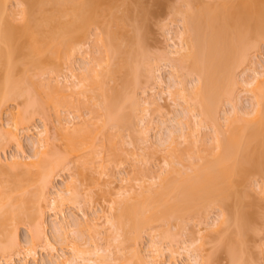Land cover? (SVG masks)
Here are the masks:
<instances>
[{
	"label": "rangeland",
	"instance_id": "rangeland-1",
	"mask_svg": "<svg viewBox=\"0 0 264 264\" xmlns=\"http://www.w3.org/2000/svg\"><path fill=\"white\" fill-rule=\"evenodd\" d=\"M119 1L117 0L116 3H113L111 0L105 1L108 6H106L107 9H113L112 11L115 15L109 13L111 12L109 11V18H105L104 16L103 18L109 21L115 16L119 18L121 15L122 17V15L126 14H123L124 11L127 12V10H132L135 2L141 7L143 6L144 9H148L146 11L152 14H148L150 16H147L144 24V21L140 23V26L145 25L144 27L146 28L144 29L142 27V32L144 30L145 33L142 34L141 37H144V39H142L144 40L143 47L146 51V59L150 61H148V63L145 62L146 67H144L145 63L143 64L145 69L141 72L140 79L137 78L138 84H136L137 82L135 81V85H132L129 81L125 86V88H128L127 90L124 89V87L120 88L122 85L120 83H122L123 72L120 73L119 71V73L115 72L116 74L113 73L111 77L105 78V81L101 85L102 87L100 86L101 88L99 90L95 89V91L97 90L95 93L91 92L94 90H92L90 86L86 88L89 81L87 82V80L81 79L84 76L83 74L86 68H91H88V72L91 73L93 71L92 73H95V70L98 72L103 65H105L103 61L105 56L104 48L98 41L100 38L102 40L103 34L101 35V33L105 34V27L107 25H101L100 28H96V26H92L90 29L88 28L89 30L86 31L85 38L80 43H77L73 49L71 48L72 51L70 50V53L68 52V56L66 55L64 58H61L62 60L44 63L45 65L39 69L26 67V65V70L24 67H20L21 69L23 68V71L25 70L27 72H22L21 70L23 74H18L16 77L22 83L25 81L23 87H26L25 92L28 90L27 95L25 94V98L21 97L20 99L18 98V100L15 99L14 101L6 102L7 104L4 103V108L1 110L2 113L0 114V134L4 133L3 135L1 134L2 137L0 136V192L6 190H4L5 186L8 185V181L6 180L11 177V174L17 175L19 170L25 173L23 170L28 167L24 166H28L27 164L35 161L33 158L35 153L29 143H32L35 139L38 140L40 133L48 138L47 145L46 143L44 144V146L46 145L47 147H43L42 150L43 152L52 151L50 153H53L51 158H55L56 156L63 157L66 155L64 153L67 150V146H69L67 143L68 141L70 142V139L73 137L90 135L89 138H93L94 142L93 140L92 142L94 145L92 149H86L81 155L76 157L78 159H72V156L68 158L67 162H70L69 164L65 162L64 166H66V168L56 171L50 185V187H52L49 189V197L47 201L41 204V207L43 206L45 224L43 226L44 235L42 234V236L46 237L49 246H51L45 245V240H34L32 232H30L32 230L31 226L25 222V224L23 222L22 224L18 223V227L16 226V239L19 247L17 246V250L15 248L14 250L16 251L11 252V254L8 253V255L10 254L9 257L6 253L4 256V253L2 255L0 254V264H56L62 256L71 260L74 259L75 261H73L75 264H84L82 257L79 258V255L82 253H80V251L96 250L98 248L104 250V252L106 250V252L108 251L109 253H117L116 256L120 255L122 257L118 256L115 258V255H111L112 257L110 256L109 259L111 258L113 262L111 260L109 262L106 261V264H141L146 257L149 259L158 256L162 257L158 259V261L161 260L158 262L160 264H201L203 261L204 263L206 262L205 264H231L228 253L231 248L236 249L235 252L233 251V254L236 260H238V258L239 260L241 259L240 261L243 260V264H264V164H262L258 173L248 174L244 178L238 177L240 181L236 180L237 177L232 178L233 181L236 180L238 184L236 183L235 185L234 183L235 186L233 185L230 197L225 200L223 207L215 203L206 207V209L198 210V212L194 213L193 211V213H187L189 215L184 213L180 218L177 215L176 217L173 215V217H167V219L164 218L165 220L163 219L162 221L152 223L153 225H149L147 229L144 228V231H141L140 238L134 242L130 239L124 244L125 248L123 249L122 247L123 251L118 253L116 246L118 242L116 241L119 240L116 239L117 232L116 229H114L115 226L113 228L114 221H112L115 209H111L119 205L115 201V205L117 204L118 206H114L113 200L117 199V194L114 195V193H118V191L124 192V194L128 192L130 195L134 193L135 195L131 196L132 199L129 202L132 204L134 203L133 199L137 201L139 195V198L142 199L143 195L141 196V194H145L144 192H146L150 195L152 194L151 191L159 187L160 176H162L165 171L168 173L170 172L168 171L170 169L168 163L173 165V167L171 166V170L172 168L174 169L169 174H165V177L170 181H175L176 179L178 180L184 172H189L188 170L192 169L193 166L191 165H193V163L194 165L197 163L201 165L207 160L211 161L212 158H214V156L212 157V153H214L212 150L213 148L216 149L214 146L217 144L214 142L216 131L221 133V135L223 133L225 134L228 128L226 121H228L227 119L231 118L232 115L233 118L235 112L237 113L235 117L241 119L242 116L244 117L254 110L255 99L252 97L253 94L251 95L248 91L250 87L247 85H249V81L252 82L253 79H255V75L258 72L261 76L264 70V40H260L258 43H255L254 46L248 47L244 53V57L241 58L242 61L239 60V65L234 68L233 78H231L234 85H228L229 87H233L231 89L229 88V90L232 91L227 89V93L223 96V99L220 100V105H217L218 108L216 107L217 109L214 110L216 113L213 115L215 122H211L212 125H210L211 123L208 121L209 125L206 123L200 127L199 120L201 119L195 111V106H193L195 103L194 100H190L192 97L190 98L188 96V99L186 97L188 101V104H186L183 101L184 98H177L175 95H172L174 89L178 87L177 90L179 91L184 88V90L187 89L188 92L187 90L186 92L190 95L192 88L195 87L192 86L196 85L195 82L197 81V77H195L194 73L189 74L190 71L184 69L185 67L180 70L177 68L178 66L176 67L179 61L175 62L174 60H177L180 54H177V56L174 53H176V51H183V53H185V48L183 50L178 49L181 48V46L183 47V44H181V37L183 36H181V34L185 33V31L183 32L185 27L183 23L184 12L182 14V11L189 7L191 3L192 6H195H193L194 8H198L201 5L213 7L217 4V0H194V2L191 0V3L189 0L188 2L190 5L187 7L185 6L187 4L184 3V0H128L130 3L134 2L133 4L129 3L133 5L132 7H127L128 2H125L127 4L126 6L122 4L121 0ZM5 6L7 15L11 12H15L12 18L11 15H8V21L17 28L24 26V19H22L23 16H21L23 6H21L19 2H16V0H9ZM103 14L107 16L106 10ZM127 19L128 18H124L122 19L123 21H117V25L121 27L119 23L121 22L123 24L126 22L124 32L127 34V38H130L133 37L132 35H134L135 32L131 27V19ZM111 28L113 27L111 26ZM179 38L181 39L179 40ZM98 64H102V67H97ZM87 71L84 77H86ZM262 76L261 78H264V75ZM86 78L88 79V77ZM81 81H85V83ZM80 83H82L83 86L86 84V87H84L85 91L86 89L89 90L90 94H87L83 90L84 88ZM111 87H113V90H120L123 94H125V90L127 93L131 89L133 93L130 91V93H128L130 95L126 94L129 96L128 99H131L132 102L135 100L136 103H139L138 105L140 107H137L135 104V107L131 106L133 110L128 108V113L131 115L129 119L131 125L130 129L124 127L122 130L109 123L103 127L105 118L102 117L104 111H102V106L100 105L101 101H103L101 96L103 94H105V96L109 94ZM177 90H175V92ZM185 95L187 94L184 93V96ZM133 97L135 98L133 99ZM29 99L32 102H29L32 104L30 109L27 107L30 104H25V102L28 103ZM129 102L130 101H128V103ZM131 104L130 102L129 106ZM56 105L58 107H56ZM34 109L39 114L35 111L33 117L31 116L24 124L18 125L15 127V130L13 129L14 134L17 135L21 143V148H18L14 141H11L10 138L8 139L9 136H7L5 131L7 128L10 129L9 127L13 126L15 115H18L22 111L29 115ZM132 115L135 118H133ZM216 125H218V127ZM211 126H215L216 128ZM10 130H12V128ZM171 138H173L172 142ZM170 142H174L173 145ZM169 143L172 146L169 148L171 152L169 149H166ZM166 150H169V153H166ZM87 155V159L90 158L89 160H92V162L90 161V163L84 167V170L83 167L81 168L78 164L81 163L80 160L85 162V156ZM82 156L84 158H82ZM13 161H17L18 164L23 162L22 164L25 165H19L18 169H13L16 167L15 165L13 167ZM20 167H22V169H20ZM190 173H193V171L191 170L187 174ZM158 175H160L159 178ZM20 176H23V174L21 173ZM161 178L163 181L166 180V178ZM11 183L9 182V184ZM2 184L5 185L3 188L1 186ZM19 185L20 187L27 186L25 183L24 185H22V183ZM141 188L143 191L140 190ZM27 190L31 192L33 186H30ZM138 192L143 193L139 194ZM146 195L147 194H145V196ZM14 196H16V194ZM145 196L143 199L146 197L148 198V196ZM55 198L57 202H59V199L65 200L60 201V204L58 203L61 205L60 207L55 206L56 210H52L50 202ZM141 199L139 200L143 201V199ZM111 203H113V205ZM134 204H136V202ZM99 209H103L104 212L102 215H100L101 213L99 214ZM97 210H99V212H97L99 215L95 214ZM238 213H240V215H238ZM229 214L231 220L228 221V224H223L224 226L221 225V228L217 227L220 225L221 220ZM242 214H244V216H249L248 218L246 217V219L244 218L247 220L245 223H242L245 221H242L244 217ZM96 215L100 216L98 217V219L100 218L99 220L97 217L94 218ZM105 215L107 217H105ZM236 215H238V218L243 216L242 219L240 218L242 221H240L241 225L243 224L244 227V232L240 239L241 242L235 240V238H238L236 237V228L233 224ZM71 216H73V219L77 218V221L79 220L83 232L79 231L81 229L80 227H77L78 230L75 227H70L71 220L73 221V219L70 218ZM101 216H103L102 219ZM65 217L67 218L66 220L69 223V227L67 225L68 228L65 226L66 229L60 228L58 232L57 226L59 228L60 224H65L66 220L63 219ZM91 218L95 219L94 222L98 220L97 225H95L94 222V224L92 223L93 219ZM90 219L92 220L90 221L91 224L95 227H92L93 225L91 226L89 222ZM63 229L66 230V232ZM43 237L42 239H44ZM79 237L82 238V241ZM65 238H67V241ZM77 238H79V241ZM31 239L34 240V242ZM58 239H60L62 244ZM29 241H32L31 245ZM33 243H35V245ZM79 243L80 245H78ZM154 243L157 244L154 246ZM158 244H160V246L162 245L159 251L162 252L161 249L163 250V256L159 254L158 256H153L155 255L154 253ZM201 244L203 246L202 252H200L202 259L201 257L195 259L192 255L194 252L193 250H195L196 246L198 247ZM190 245H193V247L190 248ZM77 246L80 247H78L80 254L77 252ZM171 250L175 252V254L176 252L180 253L179 255L178 253L176 254L173 261L170 259L171 257L169 258L171 254L174 256V253L170 252ZM169 252L171 254H169ZM157 253L159 252H156V254ZM140 258L142 260H140ZM151 260L152 259H149V262ZM57 264H59V262Z\"/></svg>",
	"mask_w": 264,
	"mask_h": 264
},
{
	"label": "bare ground",
	"instance_id": "bare-ground-1",
	"mask_svg": "<svg viewBox=\"0 0 264 264\" xmlns=\"http://www.w3.org/2000/svg\"><path fill=\"white\" fill-rule=\"evenodd\" d=\"M105 1L106 0H16V2H19V4L24 8V9L22 8L21 10L22 13L21 16H23L22 19H24V24H23L24 26H22L21 28H17L15 25H12L10 21H8V15L9 16L11 15L12 18V16L14 17L15 12L14 13L11 12L8 15L6 14L7 11L5 4L8 3L9 0H0V114L2 113L1 110L4 108L3 105L7 104L9 101H14L15 99L18 100V98L20 99L21 97L24 96L26 97L28 90H26L25 92L26 87L25 88L23 87L24 86L23 83L25 81L22 83L16 77L18 74H21L22 72H27L25 71L26 70L25 65L26 67L39 69L48 62L51 63L54 60L56 61L62 60L61 58H64L66 55L67 56L69 55L71 48L73 49L77 45V43H80L85 38L87 33L86 31L89 30L92 26H96V28H100L101 25H107L105 27V34L101 33V35L103 34L102 40L100 38L98 41L101 43V46H103L104 48L105 56L103 61L105 62V65H103V67L105 68L101 66L102 64L101 65L98 64L97 67L99 68L102 67V68L98 72L97 70H95L94 71L95 73H92L93 71L90 70L92 71L91 72L92 75L90 72L87 71L89 67L86 68L85 72L86 71L88 72L86 75L88 79L84 77L85 72L83 74L84 76L81 79L85 81L87 80V82L88 81L89 82L87 83V87H86L85 86L86 84L84 86L82 84L85 83V81L83 82L81 81L82 82L80 83L82 84L81 86H83V88L84 87L88 88V86H90V88L94 90L91 92L96 93V91L102 87L101 85L105 81L104 80L105 78H109L113 75V73L115 72L119 73V71L120 73L123 72L122 83H120L122 85L120 86V88L124 87V89L127 90L128 88H125V86L127 85V83H129V81L130 83H132V85H135V81L137 82V78L140 79L139 77L142 74L141 72L145 69L144 67H146V63L150 61L149 59H146L147 58V56H145L146 51L144 50L145 48L143 47L144 37H141L142 34L145 33L144 30L142 32V29L143 28L146 29V28L144 27L145 25L140 26V23L144 21L143 22L144 24L147 16H150L152 14L148 13L149 11H146L148 9H144L143 6L141 7L136 2L130 3V1L128 2V0H121L123 5L127 6L128 4L127 7L129 6L132 7L133 5L130 4L134 3V7L130 11L129 10H127V12L124 11L123 14L126 13L124 14L125 16L122 15L121 17L120 15L119 18L115 16L111 18L109 21H107L108 19L105 18L110 16L109 13L111 14L114 13L112 11L113 9H107L108 6L105 3ZM111 1H113V3L117 2V0L116 1L111 0ZM188 1L189 0H186L185 2L184 0V3L187 4L185 5L186 7L190 5L189 2L191 3V0L189 2ZM192 1L194 2V0ZM125 2L128 3L126 4ZM190 6L185 9L186 11L185 10L182 11V14L184 12L183 17L185 18V19L183 18V23L185 27V29H183V32L185 31V33L181 34V36L184 37V38L181 37L182 38L181 44H183V47L181 46V48H178L182 50L185 48L184 49L185 53H183L182 50H181L182 52H177L175 50L176 53L174 54L175 55L180 54V57H178L177 60L174 61L175 62L179 61L177 62L178 65L176 64V67L178 66L177 68L179 70L185 67L184 69H188L190 71L189 74L194 73L195 77H197L196 78L197 81L195 82L196 85L192 86L195 87L192 88L191 91L192 95L190 93L191 96L189 95V93H187L188 92L187 89H186L187 92L186 90H184L185 88L182 89L180 87L182 90L180 91L177 90L179 87L176 85L175 86L178 88L174 89L172 95H175L177 98L179 97L184 99H186V97L187 99L189 97L190 98L192 97V99L190 100H194L195 102L193 106H195L196 110L195 109L194 110L198 113V116L201 119L199 120V124L201 126L200 125L199 126L202 127L206 123L207 125H209V122L210 123L215 122V119L213 118L214 117L213 115L215 113L214 110L218 108L217 105H220L219 104L220 100L223 99V96L227 93L226 92L227 89L229 90V88L230 89L233 88L232 86L229 87L228 85L229 84L234 85V82H232L231 79L233 78V71L235 70L234 68L239 65L238 61L241 60L242 57H244L245 51L248 49L249 46H254L255 43H258V41L264 40V0H217V4L214 5L213 7L208 5H201L198 8L197 7L194 8L195 6L193 5L194 6L193 7L192 3ZM105 10L107 16L103 14L105 13ZM103 16L105 18H103ZM124 18H128V19L130 18L132 21L131 27L132 29H134L135 32L134 35H132L133 37L127 38V34H125L124 32L126 27L125 25L126 22H124L123 24L121 22L119 23L121 24L122 28L117 25V21H123L122 19ZM105 21H107L108 23ZM115 25H117L118 27ZM111 26L113 28H111ZM181 38H179V40ZM144 63L145 66L143 65ZM20 67H24L25 70L23 71V68L21 69ZM262 73L260 76V73L258 72L255 75V79H253L252 82L249 81L248 82L249 85H247L250 87L248 91L251 93V95L253 94L252 97L253 99H255L254 110L252 111V113L250 112L251 115L250 113H248V115L250 116L248 115L244 117L242 116V118L239 119L235 117V115L237 114L235 112L234 117L232 118L233 115L231 116L232 119L231 118L227 119L228 121L226 122L228 128L226 131L227 133L225 132L226 135L223 132H222L223 134L221 135V133H218L216 131L214 137L216 141L214 140V142H216L217 144L216 146H214L216 149L213 148L212 150V152L214 153L211 152L212 157L214 156V158H212L211 161L207 160L201 165L200 163L197 164L195 163L196 165H194L193 163V165H191L194 167V168L192 167L191 169L193 173L187 174L191 171L188 170L189 172L187 173L184 172L185 174L184 173L182 174L183 177L181 176L179 177L178 180L176 179L175 181H170L165 177V174H169L174 169L172 168L171 170V166L173 167V165L168 163L170 167L168 171L170 172L168 173L165 171V173L163 174L164 176L158 175V178L160 176L159 178L160 183L158 184L159 187L151 191L152 194L150 195L149 193L144 192L145 194H147L146 196L149 195L148 198L145 196V194H141V196L143 195L142 199L144 196L146 197L143 199V201L139 200L141 199L139 198L140 195L139 197H137L139 201L138 200L135 201L133 199L134 203L136 202V204L129 203L130 200L132 199L131 196L135 195L134 193H131V195L128 192H127L128 194L127 193L124 194V192H119V191L118 193H114V195L117 194L116 195L117 199L113 200L114 206H116L117 204L121 206L119 207L117 205L118 207H112V209L110 208L111 210L115 209L114 211L115 213L114 212H113L114 214L112 213L113 214L112 221H114L113 228L115 226L114 229H116L117 232L116 239L119 240L116 241L118 242V245H116L118 253L123 251V249L125 248L124 244L128 242L130 239L131 241L134 242L138 238H140V235L142 233L141 231L142 230L144 231V228L147 229L149 225H153L152 223L162 221L164 218L167 219V217H173V215L174 217H176L177 215L180 218L184 213L185 214L190 212L193 213V211L195 213L198 212V210L206 209V207L215 203H218V206L223 207L225 200L230 197V192L231 190H233L232 188L234 183L236 185V183L238 184L237 181H240L238 177L244 178L248 174L258 173L260 171L262 164H264L263 163L264 162V78H261L263 77L262 75H264V73L263 74ZM230 82L233 84H231ZM136 84H138V82ZM95 89L97 90L95 91ZM83 90L85 91V88ZM126 90H125V94H123L121 93L120 90L117 89L113 90V87H111L109 94H107L108 96L106 95L107 97L105 96V94H103L105 97L103 95L101 96L103 101H101L100 105L102 106L101 108L102 111H104L103 112L104 115L102 117L105 118V120L103 121L105 122V124L103 123V127H105L104 125H107V123H109L122 130L124 129V127L125 128L128 127L130 129L131 125L129 119L131 118V115L128 113L129 112L128 108L133 110L131 106L135 107V104L137 107L140 106L138 105L139 103L135 102V100H133L132 102L131 99L130 100L128 99L129 96H127L126 94L130 93V91L131 93H133L132 90L130 89L129 92L127 93ZM175 90L177 91L175 92ZM85 92L87 94L88 93L90 94L89 90L87 89ZM184 93H186L187 95L184 96ZM134 98L135 97H133V99ZM184 99H183L184 103L188 104L187 99L186 100ZM128 101L132 103L130 106H129L130 102L128 103ZM29 102H31L30 99L28 103L25 102V104H30ZM31 105L32 104L27 106L28 109L31 108ZM56 107L58 106L56 105ZM35 111H36L35 109L30 113L28 111L29 115L27 113H24V111L20 113L18 112L19 114L15 115L14 118L15 122L14 124H12L13 126L9 127L10 129L12 128V130L7 128L5 131L7 136H9L8 139L10 138L11 141H14L16 147L18 148H21V143L19 142L17 135L14 134L15 127L24 124V122L29 120L31 116L33 117ZM36 113L39 114L37 111ZM132 117L135 118L133 115ZM212 123L210 125H212ZM216 126L218 127V125ZM211 127H215V126H211ZM87 136L71 138L70 142L68 141L67 143L69 145L67 146L68 151L66 150L64 153L66 155H64L63 157L54 156L55 158H51L52 157L51 155L53 153L52 154L50 153L52 151L43 152L42 150L43 147H47L46 145L48 138L44 136V134L40 133L38 140L35 139L33 140V142L31 141L32 143H29L31 148H33L34 150L35 156L33 155L34 156L33 158L35 161L32 163L30 162L31 163V164L29 163L30 165L27 164L28 166H24L25 164H22L23 162L22 163L20 162L18 164L17 161L16 162L13 161V167L14 165L16 166L13 169L16 168L18 169L19 165L28 168L23 170L25 173H23L22 171L20 172L19 170V173H17V175L11 174V177H9L8 180H6L8 181L7 184L9 185V187L8 185L7 186L3 184L1 185L2 188L5 186L4 190L6 189L5 191L1 190L2 192H0V254L1 255L3 253H4L3 256L5 255V253L8 255V253L11 254V252L17 250L18 242L16 239L17 237L16 226L18 227L19 225L18 223L22 224V222L23 223L25 222L26 224L31 226L32 230L29 231L32 232L33 235L32 237L34 240L36 239L38 240L41 239L42 241L45 240L44 241L45 245L49 246V242H47L46 237L42 236L44 232L43 226L45 224H44V212L42 209L43 206L41 207V204L42 202L47 201L49 197V193H50L49 189L52 187V186L50 187V185L52 179L54 178V174L56 173V171L62 170V168L64 169L66 168L64 164L65 162L66 164L67 163L69 164L70 161L67 162L68 158H70L71 156L72 159L76 158L79 155H81V153L84 150L86 149L89 150L93 148L94 140L92 137L89 138L90 135L88 137ZM172 140L173 138H171V142ZM45 143L46 145L44 146ZM170 143L168 144L167 148L165 147L166 149L172 147ZM173 143L171 144L173 145ZM40 149L42 152L40 151ZM169 150H166V153H169L168 152ZM91 153L93 154V151ZM88 155L85 156L86 157L85 158L86 160L84 159L85 162H82V160H80L81 163L77 162L80 163L78 165H80L81 168L83 167V169L86 165L90 163V161L92 162V160H89L90 158L87 159ZM82 158L84 157L82 156ZM20 169H22V167H20ZM21 173L23 174V176H20ZM176 175H177V171H176ZM161 177L163 178L165 177L166 180L163 181ZM234 177H237L236 179L237 181L236 180L233 181L232 178ZM9 182L11 184H9ZM20 183H22V185H24L25 183V185H27L26 186L27 188L33 186V190L30 192L29 190H27L25 186L20 187L19 185ZM140 190L143 191L142 188ZM16 191L18 192V194ZM19 191H20V195H19ZM14 193L16 194V196L19 195L17 196L18 198L14 196L15 195ZM123 194L124 197L122 198ZM56 198L54 200H51L50 202V206L52 207V210L53 209L56 210L55 206L60 207L61 206L59 205L60 201L65 200V199H59L58 200L59 202H57ZM115 201L117 202L116 205H115L116 203ZM111 204L113 205V203ZM99 210H97L95 214H98L97 212H99V214L101 213L100 215H102L104 212L103 209H99ZM98 215H96L94 218L97 217L98 219V217H100ZM238 215H240V213H238ZM238 215L234 217L233 224L236 228V233H235L236 237L239 238V239L235 238V240H239L241 242L240 239L244 232V227L243 224L241 225V222L245 220L246 217L248 218L249 216L246 214H245L246 216H244V214H242L244 216V217L242 216L243 217L242 219V217L238 218ZM229 216L230 214L226 216L227 218L224 216L225 218L223 217L224 219L221 220L220 225H218L217 227L221 228L220 227L221 225L224 226L223 224L226 223L228 224V221L231 220V216L230 217ZM102 217L103 216H101V219ZM105 217L107 216L105 215ZM70 218L73 219V216H71ZM94 218H91L93 219V221L90 219L89 222L92 221L93 223L95 221ZM240 218L242 219V221L240 220ZM63 219L66 220L67 218L65 217ZM98 220L96 221L98 222ZM246 221L247 220L243 221L242 223H245ZM97 222H94L95 225H97ZM93 224H91V226ZM67 225L69 227V223L66 220L65 224L64 223H62V225L60 224L59 228L57 226V231L60 228L61 229L68 228ZM70 227H75L76 229L77 227L81 228V224L79 220L77 221L76 218L73 219V221L71 220ZM92 227L95 226L93 225ZM81 229L79 231L83 232V229L82 230ZM64 231L66 232V230ZM41 236L44 239H42ZM79 238H77L78 241ZM66 239L67 238H65V240ZM80 239L82 241V238ZM34 240L32 241L34 242ZM58 240L62 244L60 239ZM32 241H29L30 245L32 244ZM33 244L35 245V243ZM73 244H77V243H73ZM156 244L157 243H154L153 245L155 246ZM78 245H80V243ZM159 246L160 244H158V247ZM161 246L159 247V249L158 247H156L157 249L153 248L156 249V251L154 250L155 253L153 251V253L155 254L153 256H158V254L163 256L164 253L163 250L161 249L163 253L159 251ZM78 247L79 246H77L76 249L77 252L79 253ZM191 247H193V245H190V248ZM196 247L195 250H193L194 252L192 251L193 254L191 253L195 259L197 257L198 258L201 257L200 252H202L203 246L201 244L197 248ZM15 248L16 250H14ZM186 249L190 250L189 248ZM231 249L228 251L231 264H243V260L240 261L241 259L239 260V258H238L239 261L236 260L235 255L233 254V251L235 252L236 249L234 248ZM93 250L80 251V253L81 252L83 253V254L79 253L81 256L78 254L79 258L82 257V261L84 264H89V263L106 264V261L109 262L111 260V258L109 259L111 255L112 256L115 255V258L120 256V255L116 256L117 253L113 254L112 252H110L111 253L110 254L108 251L106 252V250L104 252V250L99 248ZM156 252L159 253L156 254ZM170 252L174 253V256ZM170 252L169 254L171 255H169V258L171 257L170 259H172L173 261L174 257L178 252H176V254L172 250ZM179 254L180 253H178V255ZM159 257L160 256L149 258L152 259L150 261L151 263L149 262V259H147L146 257V259H144L146 261L143 260L144 262L142 261L141 264L142 263L160 264L158 263L161 261V260L158 261ZM161 258L162 257H160V259ZM73 260L74 259L71 260L62 256L59 258L58 262L59 264H75L74 262L75 260L74 261ZM140 260L142 259L140 258ZM203 263L204 261L201 264Z\"/></svg>",
	"mask_w": 264,
	"mask_h": 264
}]
</instances>
